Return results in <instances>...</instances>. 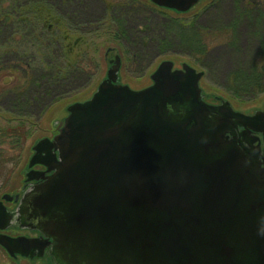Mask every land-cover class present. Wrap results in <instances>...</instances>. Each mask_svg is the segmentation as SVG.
Here are the masks:
<instances>
[{
  "label": "water",
  "instance_id": "95a60500",
  "mask_svg": "<svg viewBox=\"0 0 264 264\" xmlns=\"http://www.w3.org/2000/svg\"><path fill=\"white\" fill-rule=\"evenodd\" d=\"M150 1L186 13L201 0ZM120 68L116 54L32 148L28 168L46 170L25 174L40 181L16 215L43 240L0 234V245L49 248L57 264H264V109L207 103L204 73L186 63L162 61L141 90ZM6 218L0 202V230Z\"/></svg>",
  "mask_w": 264,
  "mask_h": 264
},
{
  "label": "trees",
  "instance_id": "16d2710c",
  "mask_svg": "<svg viewBox=\"0 0 264 264\" xmlns=\"http://www.w3.org/2000/svg\"><path fill=\"white\" fill-rule=\"evenodd\" d=\"M40 1L0 0V73L10 71L15 79H25V83L17 84L10 90H7L8 85H4V92H0L1 108L5 109L10 104L14 109H23L20 112L13 111L20 114L12 116L20 117L16 118L17 123L0 125V189L5 186L20 161L31 134L27 125L29 118L41 115L51 101L66 94L81 79H86L87 71H90L91 63L79 65L80 62H73L72 58L82 41L81 36L91 31V27H68V24L83 20L81 14L74 11V6L70 10L61 8L64 15L57 13L54 16ZM259 1L241 0L237 3V17L218 29L170 20L160 25L161 36L147 37V42L126 31L127 42H131V51L128 50L126 54L139 66L148 62L153 54H161L164 49L172 50L175 45L190 55L203 58L208 54L210 44L223 43L232 48L229 41L236 38L242 22L259 24L252 15H257L259 22L262 21L264 11L258 10ZM5 3L10 4L5 8ZM256 32L252 38L256 42V49L250 58L236 65L224 80V91L235 99L251 100L264 92V32L260 29ZM115 36L118 38L119 33ZM34 51L42 53V58L39 57L41 61L36 64L29 61V58L33 61L36 55ZM93 65L97 67V63ZM6 92L12 93L10 100Z\"/></svg>",
  "mask_w": 264,
  "mask_h": 264
},
{
  "label": "rangeland",
  "instance_id": "374dc122",
  "mask_svg": "<svg viewBox=\"0 0 264 264\" xmlns=\"http://www.w3.org/2000/svg\"><path fill=\"white\" fill-rule=\"evenodd\" d=\"M7 1L10 2V0ZM74 1L80 3L79 7L82 8V11L78 9L77 5L73 9L79 11L77 13L81 14L83 22L90 25L91 31L81 36L82 41L77 51L73 53L75 57L72 58V61L80 62L79 65L83 62L91 63L90 71H87L86 79H81L79 84H76L75 87L72 85L66 94L64 93L63 96L57 97V100L51 101L41 115L32 116V119L29 118L28 120L30 122H26L31 129V134L25 143L18 165L14 168L5 186L0 189V196L3 193L12 195V193L20 190L33 145L41 138L54 136L56 124L67 115V106L92 96L107 70L106 52H112L109 53L110 57H113L115 50L119 53L122 59V70L119 72L120 82L133 90L148 87L152 83L150 74L162 61L170 60L175 68H181L182 64L187 63L197 71L204 72L200 86L207 102L216 103V97H223L230 101L235 110L246 114H251L257 109H264V92L254 99L244 101L233 98L223 88L226 75L243 60L250 58L256 49V42L252 39L253 33L257 34L256 31L259 32V29L264 32V14L261 22H259L257 15H252V18L257 19L259 24L250 25L244 22L240 24L236 38L229 41L232 48L223 43L210 44L208 54L204 58L190 55L178 48V45H175L172 50H161V54H153L148 62L139 66L131 61L133 59L126 54L131 49L129 47L131 42H127L126 39V31L132 32L134 37L136 35L144 38L147 42V37L161 36L160 25L162 26L170 20H180L184 23L193 22L198 27L218 29L228 25L237 17V3L239 4L241 0H201L199 4L185 14L156 8L147 0H41L40 2L55 16L57 13L64 15V10L61 8L69 6V2ZM9 4L5 3V8ZM257 4L260 6L258 10L264 11V0ZM121 9L122 12H120ZM146 26L148 27L146 28ZM112 31H114L113 34ZM116 33H119L118 38L115 36ZM34 54L36 57L34 56L33 61L29 58V61L34 64L39 63L41 61L39 57L42 58V53L34 51ZM95 63H97V67H94L93 64ZM8 72L0 73L1 93L4 92L2 89L4 85H8L7 90H10L17 84L25 83L24 78L15 79L10 71ZM11 94L7 93L8 100H10ZM16 110L17 107L14 109L10 104H7L5 109L0 107V125L9 122L17 123L18 119L16 118L20 117H12L13 115H20L13 113ZM21 110L23 109L16 112ZM10 111L12 112L10 113ZM0 264L29 263L24 259L11 260L0 246Z\"/></svg>",
  "mask_w": 264,
  "mask_h": 264
},
{
  "label": "flooded vegetation",
  "instance_id": "af4514ba",
  "mask_svg": "<svg viewBox=\"0 0 264 264\" xmlns=\"http://www.w3.org/2000/svg\"><path fill=\"white\" fill-rule=\"evenodd\" d=\"M65 3V2H64ZM68 3V2H67ZM70 5L66 6L65 9H69L72 8L74 6V8H76V5L78 6V9L80 11H82L80 6V3H78V1L74 2H69ZM75 12H79L74 10ZM10 14V13H9ZM68 27H75V28H89L90 25L87 23L82 22H77V23H72L71 25L68 24ZM109 53H112L111 51L107 53V61L111 60L112 57L109 56ZM152 84V83H151ZM150 84V85H151ZM214 104H218V102L214 103ZM58 126V125H56ZM55 129V134L57 133V129ZM54 134V135H55ZM259 138L262 140L261 135H258ZM53 137V136H52ZM261 145L263 146V143L261 142ZM36 171H42L45 168H43L42 166H36L34 167ZM40 180L37 181H30L27 183H22V186L20 188V190H18V192L12 193V197L13 199H16V197L18 196L19 199L17 200V202L11 201V202H4L7 211L9 213V218H6L7 220L3 223L6 227V230L3 231V233H6L7 235H10L11 237H17V236H25L28 239H34L36 240V244H38V242H40L41 240H43V235L40 232H35V231H28V230H24L21 229L18 225L17 222V215L16 212L18 211V208L20 206V199L22 198V196H24L27 192H29L33 187H35ZM8 204V205H7ZM25 254L26 255H21V253L16 252L13 249V254H6L8 255V257L11 260H21L24 259L26 260L29 264H57L56 261L54 260L53 256L51 255L50 249L47 248L45 251H40L38 250L37 245L35 247H30L28 249H25Z\"/></svg>",
  "mask_w": 264,
  "mask_h": 264
}]
</instances>
